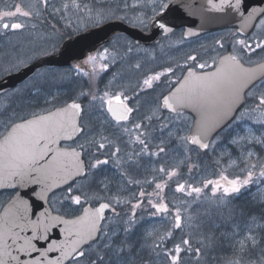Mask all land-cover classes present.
<instances>
[{"label": "snow or ice", "instance_id": "1", "mask_svg": "<svg viewBox=\"0 0 264 264\" xmlns=\"http://www.w3.org/2000/svg\"><path fill=\"white\" fill-rule=\"evenodd\" d=\"M208 4L212 10L231 14L234 19L240 21V27L230 34L234 41L231 45L232 51L226 55H219L218 52V58H212L211 64L207 61L197 64L200 54L187 55L185 64L177 66V69L183 67L187 75L182 80L176 81L179 87L174 90L169 89V94L162 97V103L157 108V111L166 109L172 113L191 109L195 114L194 130L191 134L177 137L185 145L186 152L206 153L210 147L214 148L222 142L225 137L221 133L226 129L231 130L233 121L244 118L243 115L230 114L245 108L249 98L254 101V106L246 109L245 114L248 111L264 109V63L257 64L255 68L245 66L252 63L250 56L245 58L248 53L260 56L264 61V55H261L264 54V8L251 7L246 0H220L219 4L208 0ZM24 7L22 4H16L12 6L14 10L0 12V34L8 35L26 30L28 24L12 21L21 17L28 20L42 16L49 8L52 10V15L60 14V19L65 20L63 25L65 31L61 33L60 39L64 40L67 37L66 47H71L74 40H85L86 37L81 33L87 31L89 25L96 28L112 18L128 19L127 11L142 15V19L138 15V23L141 26H144L145 20H149L153 27H158L166 34L173 31L164 20L171 10L172 0H135L131 5L124 0L122 9L118 6L116 11L102 6L90 7L83 0H62L59 6L51 0H36L28 10H22ZM71 8L82 13L76 16V22L63 15ZM121 10L125 11V15H117ZM249 20L253 23L249 24ZM79 21H85L83 27ZM32 28H35V25H32ZM253 28H259L260 31L248 35V31ZM188 34L196 35L191 31ZM241 34H244V38H239ZM215 45L220 51L225 50L220 39L215 40ZM131 50L129 47L128 51ZM108 51V48H104L97 55H87L82 64L74 67L83 72L85 65H92L95 72L96 60L98 57H106ZM17 59L19 60V56ZM188 61L192 64H188ZM108 67L107 63H103L100 70H106ZM136 67L139 68L140 65L137 64ZM196 68L215 70L205 73L195 71ZM175 71L176 69L171 66L164 68L154 75H148L143 80V84L148 89H154V82L161 81L167 74L174 75ZM35 75L39 74H34L33 81L23 89L13 91L11 94L13 101L23 100L33 89L37 94L41 93L46 81L35 82ZM0 95L9 94L0 90ZM77 95L88 100L93 111L97 107L105 108L106 105V112L110 114L122 134L132 136L134 132L136 133L132 142L138 145L140 150L121 156L122 148L108 136L101 134L103 123L99 127L85 123L87 110L82 102H77L75 99L62 107H56L54 111H48L47 114L27 110L30 108V102L25 103L23 107H16L14 104L0 105V129H3L0 132V189L10 190L8 206L0 213V264H108L105 256L101 254V248L107 251L108 261L111 264H135L140 252L145 249L157 257L163 253L165 264H185L183 257L188 253L197 257L196 264H199V257L203 254L202 247L194 249L191 240L183 237L179 243H174L173 231H167L160 236L155 227L142 228L140 236L142 242L137 247L136 242L129 239L140 227L143 219L137 215L135 209L142 207L141 201L147 200L153 210L152 216H173L174 229L184 227L182 212L187 216L190 227L199 229L205 224L204 220L198 219L200 215L198 212L193 211L189 215L191 206L200 201L207 202L206 214L209 218L214 208L221 216L227 211L226 219H231L236 214V209L224 208L229 203L228 197L239 194L244 187L255 182L253 177L256 168L260 169L259 177H264V161L258 159L255 164L245 161V167L241 169L244 173L243 178L237 176L228 179L227 176L222 175L219 180L201 181L203 187L178 184L175 191L186 193L193 199L187 206L173 205L174 214L169 208L171 202L165 203L161 193L168 187V181L179 173L161 166L154 171L159 174L162 183H157L155 177L151 181H144L148 184L155 183L154 193H145L141 190L136 204L132 205L130 200L127 201L132 211L123 221L124 227L106 231L107 224L104 222L108 221V217L104 215L105 210H110L115 217H119L113 205L125 203V198L120 193L126 185L141 184L140 180L130 176L132 171L141 167L140 158L145 155L160 156L165 153V148L157 146L155 152L149 151L150 123L145 125L131 120L135 109L129 106V97L125 93L104 91L103 95L98 97L89 90L80 91ZM98 99L101 101L99 105L96 104ZM49 102L55 104L57 96H52L51 101L46 100V103ZM153 116L155 112L152 116H144L140 119L151 122ZM160 119L163 117H157V120ZM123 122L131 123L132 127L124 126ZM257 123L264 128V119L258 120ZM161 127L168 128V124H163ZM142 128L144 131H141ZM247 131L248 136L233 138L230 143L239 145L242 140H252L264 148V138L253 135L251 128ZM172 135L169 131V137ZM161 143L164 141L162 140ZM93 148L96 149V153L91 151ZM106 149H110L106 158H95L97 153ZM221 155H227V152ZM247 156L252 157L253 152L248 151ZM92 158H95L94 163L91 162ZM110 162L120 170L123 181L116 185V194L112 196L102 194L110 190L112 180L107 176L98 175L101 166ZM221 181L224 183L222 184ZM208 187L212 188V196L204 195V190ZM57 192L61 193L56 201L61 204L59 210L52 202V197L56 196ZM132 195L135 196L134 193ZM152 195L156 197L155 203L150 199ZM258 198L264 200V193ZM40 202L48 203V208H43V203ZM85 204H98V207H85ZM41 208L42 211L39 210ZM57 211L62 212L63 215H54L53 213ZM32 217L36 218L32 219ZM252 219L255 220V217ZM213 227L216 225L213 224ZM29 229L31 234L23 235ZM57 229L58 233H56ZM121 232L123 236L119 235ZM54 233L63 234L64 238H54ZM224 235L230 234L224 233ZM41 241L43 244H40ZM100 241L104 243L100 245ZM165 241L173 243L174 246L165 250ZM246 241L250 242L248 248L245 246ZM214 242V234L211 230L203 234L200 241L203 247H211ZM257 243L255 235L250 234L240 241L237 251H250L257 246ZM241 259L227 260L225 264H241ZM261 264H264V258Z\"/></svg>", "mask_w": 264, "mask_h": 264}, {"label": "rangeland", "instance_id": "2", "mask_svg": "<svg viewBox=\"0 0 264 264\" xmlns=\"http://www.w3.org/2000/svg\"><path fill=\"white\" fill-rule=\"evenodd\" d=\"M21 2L28 10V7L35 4L36 0H0V12L7 11V10H14L12 8L13 5L21 4ZM56 6H59L62 0H51ZM84 3H87L90 7L93 5H97V8L104 7L111 11H116L117 7L119 6L121 9L123 7L124 0H83ZM129 5L135 3V0H127ZM51 8H49L43 15H45L46 19H51L53 16L51 14ZM82 13H78L76 9L71 8L66 13H63L66 17L71 18L74 22H76V16ZM43 15L38 17V23H36V18H29L28 20H24V18H18L12 22H22L28 24V28L23 33L22 31L17 33H12L8 35L0 34V77L16 71L20 69L22 66H25L32 61L38 59L39 52H48L53 48L57 47L59 43H61L60 35L63 33V29L61 28V24H65V20H61L60 25L58 26L54 21L49 20L50 24H54L58 26V30L54 31V33H47L43 35V41L39 40L38 38V25L42 22ZM117 15H125V11L121 10L117 12ZM138 15L137 13H133L131 11H127L128 19L130 23L134 25H139L138 23ZM60 17V14H57ZM139 18L142 19V15H139ZM149 20L144 21V26L147 25ZM81 27L84 26L85 21H79ZM38 24V25H37ZM32 25H35V28H32ZM89 25L88 27H90ZM260 29L257 28L255 32H259ZM229 31H221L217 32L212 35L211 38L213 41L211 44L204 42V49L201 50L203 56H215L219 52V55L223 53V51L219 50V47L215 45V40L220 39L224 46L228 44V36ZM20 36V37H19ZM128 40L121 37L118 38V43H125ZM116 46V44H114ZM207 53V54H205ZM143 55V54H142ZM140 55V56H142ZM264 55V54H262ZM19 56V60L17 59ZM250 57H260L257 55H252L248 53L246 58ZM22 61V63H21ZM66 73V74H65ZM38 74V72H37ZM33 78H30L25 85L29 84L33 81ZM41 80L46 81L43 86L41 93L37 94L35 89L31 93H28L26 97L21 100L17 99L13 101L11 99V94L14 90L9 91L8 96H0V105H9L14 104L16 107H23L25 103L30 102V108L27 110L37 111L38 110V98H43L42 104L46 103V100L51 101L52 96H57V104H62L67 102L72 97L78 98V93L80 90L75 88H70L68 86L69 82H71L68 72H64L57 69H49V68H42L38 75H35V82L39 83ZM25 85L15 89H23ZM71 89V90H70ZM93 94L100 97L98 92H93ZM129 97V96H128ZM131 100L135 99L129 97ZM158 99V100H157ZM155 98L152 96H143L139 97L137 100L131 102L133 107H136V112L132 118L133 121L141 120V117L144 116H152L153 112H155V116L163 117V119L169 118L170 124H168V128H162L161 126H153L148 128V138L149 141L157 148V146L164 147L165 153L164 156H142L140 158L141 167L135 171L130 173V176L134 179L140 180L141 184H129L126 185L124 190L120 193V195L125 198V203L118 204L119 210L121 213L119 217H115L113 214L111 217L106 221L107 224L106 231L114 229V228H123L124 224L123 221L128 218V215L131 213L132 208L131 205L127 201H131V204L134 205L137 203V199L139 197V192L143 190L145 193H154L155 191V183L148 184L144 183V181H151L153 178H156L157 183H162L159 179V174L154 171L161 166L168 168L169 170L177 171L179 174L178 176L174 177L172 180L168 181V187H166L161 195L164 197V202L169 203L170 211L174 214L173 205L176 207H180L182 204L187 206L188 202H190L193 197H188L186 193L176 192L175 189L178 184H190L192 186L203 187L201 181L206 180H219L220 176L225 175L228 179H234L237 176L243 178L244 173L241 172V169L245 167V161H249L251 164H255L257 160L264 161V148L261 147L259 144H255L252 140H242L240 141L239 145H233L230 143V140L233 138H239L240 136H248V128L252 129V133L255 136H262L264 133V128L261 127V124L257 123L258 120L264 119V109H257L256 111H248L245 114V110L249 109L250 107L254 106V101L250 105L239 114V116L243 115L244 118L242 120H236L232 124L231 130L226 129L224 132L221 133L225 139L218 143L214 148L210 147L209 151L198 152V151H185V145L181 143V141L177 138L178 136H187L189 134L190 128L188 127V116L184 114H178L177 116H168V115H161L157 108L159 107V98ZM101 101L98 99L96 104L99 105ZM53 104L51 102L47 103V105ZM161 111V110H160ZM87 119L85 123H89L93 126L99 127L101 123L104 124V128L100 129L101 134L108 136L109 139L115 141L119 146L121 145H128L131 142V139H134L136 133L134 132L132 136L127 134H122L119 130V127L115 126V121L111 119L109 114L106 112V105L105 108L97 107L94 111L91 108L87 100ZM162 119V120H163ZM124 126L131 128L132 124L127 122L123 123ZM3 129H0L2 132ZM141 131H144L142 128ZM169 131L172 132V136L169 137ZM164 143H161V141ZM82 142V141H81ZM190 147V146H189ZM93 153H96V149L93 148L91 150ZM110 149L102 150L101 152L97 153L95 158L104 159V156H101V153L105 152L108 154ZM252 151L253 156L248 157L247 152ZM227 152V155H221V153ZM187 159L185 160V158ZM95 158H92L91 161L94 163ZM180 161H185V163H180ZM191 170V171H190ZM259 168H256L255 176L253 177L254 183L249 184L250 186L257 187L254 189L257 195L255 201L258 202V196L262 194L261 191L264 192V177H259ZM100 176H107L112 180V184L110 185V190L107 193H102L103 195L112 196L116 194V185L122 183L121 172H113L109 175H102L101 172H98ZM167 179V177H165ZM223 184L224 181H221ZM135 194L133 196L132 194ZM204 195L212 196V188L208 187L204 190ZM60 195L54 196L53 198V205L54 207L59 210L61 208L60 203H56L57 199ZM153 203L156 202L155 195L150 197ZM233 199H236V195H230L228 197L229 202ZM147 202V200L141 201V203ZM178 202V203H177ZM75 207V206H74ZM258 207V206H253ZM153 210H144L143 218L141 220L140 227L133 232V234L129 237L131 241L136 242V246H139V243L142 241L140 240V236L142 234V228H153L155 227L160 236H163L167 231H173V239L174 241L180 242L181 237L185 239H190L192 246H196L197 240L202 239V235L205 234L206 229L203 226L199 229L194 227H190L188 224L187 216L182 212V218L185 220V227L182 229H174L173 228V216L168 215L163 218L162 215L152 216L151 213L148 212ZM193 211L198 212L200 215L198 217L199 220H204L205 223L209 221L211 225H216L214 228H222L221 230L224 233H228L230 235H225L224 237L231 243L235 245V249H239L240 241L244 240L250 234L258 233V226L256 225V219H249L244 222H241L240 216L236 211L231 219H226L227 211H224V215L221 216L217 211L213 208L211 210V217L209 218L206 214L208 212V204L206 201H200L197 204L191 206L189 211V215L193 213ZM186 216V219H185ZM255 216V215H254ZM234 221V222H233ZM224 223V224H222ZM236 231V232H235ZM231 232H235L234 234ZM238 233V234H237ZM207 234V233H206ZM237 234V235H236ZM119 235L123 236V233H119ZM236 235V238L233 239ZM255 235V234H254ZM259 235V234H258ZM260 236V235H259ZM201 238V239H200ZM257 246L250 251H245L244 255L246 257H232L231 259L223 258L220 259L215 257L216 261L211 262L205 256L199 257V264H225L227 260H236L241 259V264H261L262 258H264V252L261 253L260 256L255 255V249H260L264 245V238L263 239H256ZM151 242V240H149ZM193 242V243H192ZM104 242L100 241V245ZM207 243V241H205ZM250 242H245L246 248L249 246ZM170 246V242L165 241L164 248ZM264 249V247H262ZM104 253L108 254L106 250L101 248V254ZM191 253L184 255L185 264H196L197 257L191 256ZM108 264H111L108 261V257L105 258ZM165 264L163 253L159 257L155 256L154 254H150L147 249L142 250L139 256L136 259L135 264Z\"/></svg>", "mask_w": 264, "mask_h": 264}, {"label": "flooded vegetation", "instance_id": "3", "mask_svg": "<svg viewBox=\"0 0 264 264\" xmlns=\"http://www.w3.org/2000/svg\"><path fill=\"white\" fill-rule=\"evenodd\" d=\"M187 7L189 10L192 9V5H188ZM22 10H26V9L22 8ZM49 20L54 21L56 24L61 21L60 17L53 16V18L51 19H46L45 15H43L42 22L39 25L37 24L38 25V38H40L39 40L41 41V43L43 41L42 37L44 34H47V33L51 34V33H54V31L58 30V26L54 24H50ZM22 22L24 23V20ZM36 23H38V17H36ZM53 26H55V30H53ZM141 27L145 28L146 30H149L150 21H148L147 25L141 26ZM236 30H237V27H229L225 29L210 31V32L204 33L196 37L187 38L185 36V28L182 27V28L175 29L174 31H172V33L165 34V35L161 34L159 41L154 42L150 45L137 44L134 41V39H132L129 35L124 34V33H118L114 35L110 43L103 46L97 52V53L102 52L104 48L109 49L106 57H98V59L96 60L95 62L96 71L95 72H93L92 65H85L83 68V72H80L78 69L74 67L75 65H78V64L72 63V65H68V66L45 65V66L38 68V74L40 73V70L42 68H49V69L58 68V70H61V72L62 71L68 72V76L71 80V82H69L68 84L70 88L77 87L78 90L84 91V92H88L89 90H91L93 92H98L100 96L103 95L104 91H109L110 93L113 91L123 92L129 97L135 98L132 100L129 98L130 107H133L131 105L132 101L137 100L139 97H143V96H152V97H155L156 99L159 98V102L161 104L162 97L169 92V89H173V87L176 85V81L180 80L185 75L186 71L184 70V68L181 67L177 69V66L178 65L182 66L185 64V57L187 55L200 54V59L196 62L197 64L202 63L204 61H207L209 64H211L212 58H218V56L217 55L203 56L201 50L204 49L202 48L204 47V42L205 44L206 43L211 44L213 40L209 37H211L217 32L229 31L231 34L235 32ZM256 30L257 28H255L252 33H254ZM22 32L25 33L24 30ZM252 33H250L249 35H251ZM230 34L228 36V44L224 46L225 50L220 55L232 51L231 45L232 43H234V41ZM121 37L127 39L128 41L122 44L118 43L117 40L118 38H121ZM66 38L67 37H65V39ZM239 38H244V35L241 34ZM64 40H62L61 43H59L57 47H55L53 50H50L48 52H42V51L39 52L38 59L45 56L44 53H47V54L56 53ZM114 44H116V46H114ZM129 47H131L132 49L131 51H128ZM97 53L95 55H97ZM251 61H252L251 64H255L262 60L260 57H251ZM103 63H107L109 67L106 70L101 71L100 68ZM79 64H82V63H79ZM137 64L140 65L139 68L136 67ZM188 64H192V62L188 61ZM169 66L176 69L175 74L174 75L167 74L165 77H162L161 81L154 82V89H148L147 86L143 84V80L147 78L148 75H154L156 72L162 71L164 68H167ZM213 69L214 68H211V69L205 68L203 70H200L196 68L195 71L206 72V71H210ZM88 74H91V75H88ZM17 88H19V86L14 89H17ZM14 89L5 90L3 92L9 93V91L14 90ZM0 96H4V95H0ZM73 99L82 101L84 103V108L87 110V100H84L83 98H80V97L78 98L72 97L67 102ZM42 102H43V98H38V110L36 112L40 114L47 113L48 111H51L55 109L56 107L67 103V102H64L62 104H57V105L56 104L47 105V103L42 104ZM250 103L251 104L253 103L251 98H249V103L245 105V108L240 109V111H238L236 116H239V114L243 112L250 105ZM133 108L135 109L134 111L135 113L136 107H133ZM159 112L161 113V115H168L170 117L177 116L178 114L187 115L188 116V121H187L188 127L191 129L194 124V119H195L194 116L190 112L186 111L185 109L180 110L179 113H172L165 109H161V111ZM133 116L134 114L131 116V120ZM86 119H87V115H85V120ZM135 122L136 123L142 122L145 125H149L150 123V127H153L155 125L161 126L163 124H170L169 118L163 119V120L162 119L157 120V118H153L151 122L147 120H144V121L135 120ZM234 122L235 121H233L232 124ZM123 123H127V122H123ZM132 141L133 139H131V142H129L128 145L120 146L123 150L122 153L120 154L121 156L125 154H131L132 152H139L140 150L139 146L134 144ZM149 143L151 145L149 151L155 152L157 148H155V146L150 141ZM161 155L164 156V153ZM101 156H104L103 158H106L107 154L105 152L104 153L102 152ZM145 156H151V155H145ZM99 172H101L102 175L103 174L109 175L113 172H120V170L116 169L113 166L112 162H110L108 165H102ZM256 188L257 187L250 186V185L244 187L239 194H236V199H233L232 201H230L226 206H224V208L231 207V208L236 209V211L238 212V215L240 216L241 222L249 220L251 217L257 216L258 219L256 221L257 223L256 225L259 228H258V233H254L255 238L263 239L264 238V200H261L258 198V202L255 201V199L257 198L256 197L257 195L255 194L257 191H255L254 189ZM261 192L264 193L263 191ZM57 195L58 193L56 194V196ZM53 198L54 197H52V202H53ZM9 199H10V190L0 191V213L2 212L4 207L7 205V202ZM113 206L116 209V213L120 214L121 213V210H119L120 206L116 204H114ZM253 206H258V207L256 208ZM144 210H147V211L152 210L149 207L147 202L142 203V207L135 209L137 215L140 217H143ZM150 213L151 211L148 212V214ZM112 214L113 213L111 211L108 212V216H107L108 219L111 217ZM162 216L163 218L165 217L164 215ZM185 219H186V216H185ZM182 223L184 224V227H185V220H183V218H182ZM254 252L256 253L255 255L260 256L261 253L264 252V249L263 248L255 249Z\"/></svg>", "mask_w": 264, "mask_h": 264}, {"label": "water", "instance_id": "4", "mask_svg": "<svg viewBox=\"0 0 264 264\" xmlns=\"http://www.w3.org/2000/svg\"><path fill=\"white\" fill-rule=\"evenodd\" d=\"M213 2L219 4L220 0H213ZM246 2L251 7L264 8V0H246ZM188 5H192L191 10L188 9L187 7ZM251 7L249 8V11L251 10ZM164 20L167 21L168 27L172 28L173 31L175 29L184 27L185 36L187 38L196 37L210 31L224 29L228 27H237V28L240 27V21L238 19H234L231 14H222L220 12L212 10L211 6L208 4V0H172L171 10L168 11L167 15L164 17ZM257 22L258 21H256V23ZM248 23L252 24L253 21L249 20ZM253 30L254 28L250 29L248 31V35ZM190 31L192 33H196V35H189L188 33ZM118 33L128 34L135 40L137 44H143V45H150L154 42H157L159 41L162 33L164 35L166 34L162 32L158 27H153L151 23H150V29L146 30L142 27L132 25L126 22L125 20H118L115 18L108 20L105 24L101 25L100 27H96V28L89 27L87 31L82 32L81 35L86 37L85 40H74L71 44V47H66V44L68 42L66 38L62 42L56 53L47 54L21 67L20 69L14 72L8 73L0 77V82H2L0 83V90L5 91L19 86L20 84L24 83L26 80L31 78L36 73L38 68L45 65L68 66V65H72V63L73 64L82 63L83 59H85L87 55H95L101 47L108 44L112 40L114 35ZM226 54L228 53H224L222 55H226ZM259 63H264V61H260L255 64H246L245 66L255 68ZM214 70L215 69L210 71H214ZM186 75L187 72L184 76ZM176 87H179V84H177L173 88V90ZM168 94L169 92L166 95ZM71 102L72 100L67 103H71ZM77 102H82V101H77ZM82 104L84 107L83 102ZM62 106L64 105H60L58 107H62ZM54 110L55 109L51 111ZM186 110L194 115L195 117L194 122H195L196 120L195 114L192 112L191 109H186ZM42 114H47V113H42ZM236 114L237 112H233L230 115L236 116ZM192 130H194V124L188 135L191 134ZM2 190L4 189H0V191ZM101 202H107V201H101ZM40 203H43V208H48L49 206L48 203H44V202H40ZM7 206L8 204L5 207ZM85 207H98V204H85ZM43 208L39 210L42 211ZM108 211L109 210H105L104 215L106 217ZM53 214L63 215L58 211L54 212ZM35 218L36 217H32V219ZM64 218H71V217H64ZM58 231L59 230L57 229L56 233H58ZM56 233H54V238H58V239L64 238L63 234L57 235ZM30 234H31L30 229L28 232L23 233V235H30ZM40 244H43V242L41 241Z\"/></svg>", "mask_w": 264, "mask_h": 264}, {"label": "trees", "instance_id": "5", "mask_svg": "<svg viewBox=\"0 0 264 264\" xmlns=\"http://www.w3.org/2000/svg\"><path fill=\"white\" fill-rule=\"evenodd\" d=\"M96 7H97V5H95ZM56 17H59V16H57L56 15ZM60 23H61V21L60 22H58L57 23V25L59 26L60 25ZM61 26V28L65 31V29H64V27H63V25L61 24L60 25ZM63 31V32H64ZM25 85V84H24ZM58 195H61V193H59L58 192ZM203 228H205L206 229V232H205V234L206 233H208L210 230H211V232L214 234V240H215V242H214V244H213V246H211V247H203V245L200 243V241L201 240H197L196 242H197V244H196V246H192L194 249L195 248H197V247H202V249H203V254H202V256H205V257H207V259L209 260V261H211V262H215L216 261V259H215V257H218V258H220V259H223V258H227V259H231L232 257H235V258H239V257H246L245 255H244V252H238L237 250L238 249H235V247H233V243H231L230 241H229V239L227 240L224 236V234H223V231L221 230L222 228H219V229H217V228H214L212 225H211V223H209V221H207L204 225H203ZM236 232V231H235ZM235 232H231V233H235ZM238 234V233H237ZM236 234V235H237ZM236 235L234 236V237H232L233 239H235L236 238ZM201 239V238H200ZM174 243H179V242H177V241H174ZM193 243V242H192ZM174 246V244L173 243H170V246H168L167 245V247H165V250H167V249H170V248H172ZM249 246H250V244H249ZM262 247H264V245L262 246ZM261 247V248H262ZM104 256H105V258H107L108 257V254H106V253H104L103 254ZM192 256V255H191ZM93 258H95V257H93Z\"/></svg>", "mask_w": 264, "mask_h": 264}]
</instances>
